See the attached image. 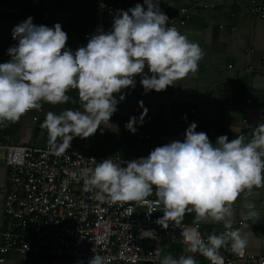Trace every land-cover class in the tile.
<instances>
[{"label": "clouds", "instance_id": "9594fccd", "mask_svg": "<svg viewBox=\"0 0 264 264\" xmlns=\"http://www.w3.org/2000/svg\"><path fill=\"white\" fill-rule=\"evenodd\" d=\"M144 5L146 10L140 4L121 10L110 31L98 29L86 46L74 52L66 47L68 37L59 23L53 28L37 26L28 17L15 26L12 38L18 43L8 49L11 59L0 63V124L18 122L27 112L40 110L42 102L67 104V93L78 90L82 111H49L41 125L47 130L50 151L60 156L75 137L89 138L102 124L118 130L109 122L125 99L122 90L135 88V77H141L147 93L162 92L195 74L204 57L202 48L168 26L159 0H144ZM146 115L144 109L139 121L131 117L126 129L135 134ZM196 127L191 123L183 142L158 146L146 158L121 164L106 158L94 168H84L83 187L101 202L138 205L151 204L147 198L155 192L164 206L156 223L165 229L169 222L179 224L186 212H194L198 221L222 223L226 231L209 235L207 243L192 230L183 236L191 252H199L211 264H224L221 248L243 255L248 244L247 235L232 227L233 205L241 194L264 186V123L254 128L250 140L240 135L229 142L223 135L215 144ZM141 237L156 239L152 230L142 231ZM88 264H105V258L94 255ZM160 264H196V260L167 254Z\"/></svg>", "mask_w": 264, "mask_h": 264}, {"label": "crops", "instance_id": "0c3cea01", "mask_svg": "<svg viewBox=\"0 0 264 264\" xmlns=\"http://www.w3.org/2000/svg\"><path fill=\"white\" fill-rule=\"evenodd\" d=\"M32 1L35 0H0V46L16 45L12 38L13 28L28 17L33 21L39 19L29 12ZM54 2L55 9L45 11L42 19L68 26V49L74 52L86 46L83 34L92 26L94 0ZM108 3L118 12L134 8L136 4L146 10L144 0H108ZM259 4L264 6V0ZM159 8L168 16V23L175 24L182 34L198 43L204 51L198 71L162 92L152 90L145 93L140 84L141 77H135V88L122 90L125 99L118 103L117 111L109 122L118 126V130H109L102 124L94 134L89 152L147 157L158 146L176 140L183 142L191 123L197 125V132L206 133L213 144L223 135L229 142L240 135L245 136L246 141L250 140L254 128L264 123V16L250 11L251 0H159ZM182 9L185 10L184 24L180 26L176 21ZM112 24L113 21L105 23L104 31H110ZM76 34H82L84 43L75 41ZM144 71L150 75L147 66ZM119 95L116 94L117 100ZM72 103L53 105L42 102L40 112L31 110L23 115L17 133L0 141V144L32 148L49 145L47 130L40 129L39 125L49 111L60 114L66 109L83 110L81 104L77 108L69 106ZM144 109H147V115L132 134L125 125L131 117L139 121ZM82 140L75 137L67 151L80 150ZM2 155L0 150V233L6 184ZM250 212H255V215L250 216ZM239 221L242 223L240 230L248 238L246 253L264 256V186L253 187L250 193L241 194L234 203L233 229ZM182 222L197 226L202 236L226 231L222 223L198 221L194 212H186ZM164 249L168 254L174 250L171 245ZM182 250L185 256H194L196 263L206 261L199 252H191L190 246ZM0 264L42 263L39 257L12 251Z\"/></svg>", "mask_w": 264, "mask_h": 264}, {"label": "built area", "instance_id": "2783aa9c", "mask_svg": "<svg viewBox=\"0 0 264 264\" xmlns=\"http://www.w3.org/2000/svg\"><path fill=\"white\" fill-rule=\"evenodd\" d=\"M259 3L260 0H251L250 11L264 16V6ZM118 13L108 0H94L92 26L83 34L86 43ZM184 14L182 9L180 25L184 23ZM41 125L39 128L43 129ZM93 140L94 135L83 139L80 150L66 151L60 156L54 155L49 145L32 148L0 144L6 168L0 263L9 252L17 251L38 256L42 264H88L94 255L104 257L105 264H160L163 244L181 249L190 246L183 236L186 230L197 232L207 243L208 237L202 236L195 225L169 222L167 229L158 225L156 221L163 213L155 192L147 198L151 204L138 205L101 202L94 193L84 191V168H94L106 158L117 164L146 158L93 154L89 152ZM121 166L126 167V163ZM148 230L154 231L156 239L141 237V232ZM172 254L176 259L184 256L176 250ZM220 255L224 264H264V256L249 255L246 251L237 255L230 247L221 248Z\"/></svg>", "mask_w": 264, "mask_h": 264}, {"label": "trees", "instance_id": "16d2710c", "mask_svg": "<svg viewBox=\"0 0 264 264\" xmlns=\"http://www.w3.org/2000/svg\"><path fill=\"white\" fill-rule=\"evenodd\" d=\"M52 9H55L54 0H35V1H32V4L30 5V8H29V12L32 13L34 16L39 18L38 20H34L33 24H35L37 26L45 25L49 28H53L55 26V24H51L50 22H47L44 19H42L43 13L47 10H52ZM61 27H62V30L66 34H68V26L66 25V26H61ZM76 35H77V37H76L75 41L79 44L84 43V41L82 39V34H76ZM67 36H69V35H67ZM16 45L5 44V45L0 46V63L8 62L11 59L10 56L8 55V49L10 47H14ZM67 94L70 97L69 102L73 101V103L69 104V106H73V107L77 108L81 104L79 96H78V90H70ZM19 123H20V120L16 123L6 122L5 124H0V141H4L6 138H9V137H12L13 135H15L19 129ZM34 256H36V255H34ZM36 257H38V256H36ZM199 262H201V261H199ZM203 262H205V261H202L201 263H203Z\"/></svg>", "mask_w": 264, "mask_h": 264}, {"label": "bare ground", "instance_id": "6f19581e", "mask_svg": "<svg viewBox=\"0 0 264 264\" xmlns=\"http://www.w3.org/2000/svg\"><path fill=\"white\" fill-rule=\"evenodd\" d=\"M176 23L178 24V25H180L179 23H178V20L176 21ZM171 23H168V25H170ZM184 24V23H183ZM171 25H173V24H171ZM173 26H175V24L173 25ZM180 26H182V25H180ZM161 209H162V205H161ZM162 212V211H161ZM163 213V212H162ZM240 222V221H239ZM239 222H237V223H235V225H234V229H239L240 230V226L241 225H238V223ZM184 223V222H183ZM2 224H3V220H2ZM187 224H189V223H187ZM190 225H193V224H190ZM1 229H2V226H1ZM164 245V244H163ZM168 245H170V244H168ZM172 246V245H171ZM173 248H174V250H176V251H179L180 253H182L183 255H184V253H183V250L181 249V248H178V247H175V246H172ZM162 250V249H161ZM12 252V251H11ZM17 252V251H16ZM10 253V252H9ZM19 253V252H18ZM22 255V254H21ZM26 255H33V254H26ZM185 256V255H184ZM6 257V256H5ZM208 259H206V261H207ZM205 261V262H206ZM204 263V262H203ZM138 264H149V263H138Z\"/></svg>", "mask_w": 264, "mask_h": 264}, {"label": "rangeland", "instance_id": "374dc122", "mask_svg": "<svg viewBox=\"0 0 264 264\" xmlns=\"http://www.w3.org/2000/svg\"><path fill=\"white\" fill-rule=\"evenodd\" d=\"M166 246H169V245H164L163 247H162V250H161V258L163 259L164 258V256H166L167 254H168V250H165L164 248L166 247ZM171 254V253H170ZM172 255V254H171ZM174 257V256H173Z\"/></svg>", "mask_w": 264, "mask_h": 264}]
</instances>
